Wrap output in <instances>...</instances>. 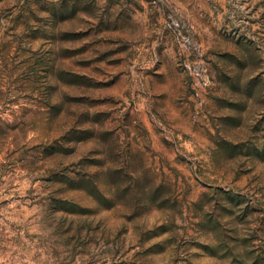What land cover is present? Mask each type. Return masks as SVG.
Listing matches in <instances>:
<instances>
[{"label":"rangeland","instance_id":"374dc122","mask_svg":"<svg viewBox=\"0 0 264 264\" xmlns=\"http://www.w3.org/2000/svg\"><path fill=\"white\" fill-rule=\"evenodd\" d=\"M0 264H264V0H0Z\"/></svg>","mask_w":264,"mask_h":264}]
</instances>
